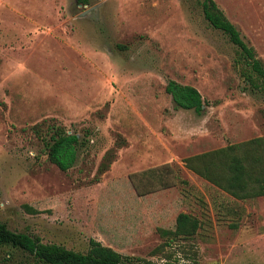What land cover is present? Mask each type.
I'll return each mask as SVG.
<instances>
[{"label": "rangeland", "instance_id": "rangeland-1", "mask_svg": "<svg viewBox=\"0 0 264 264\" xmlns=\"http://www.w3.org/2000/svg\"><path fill=\"white\" fill-rule=\"evenodd\" d=\"M201 2L0 0V222L157 264H264V196L238 199L185 162L264 136L257 74ZM216 2L264 61V0ZM170 80L195 86L205 111L177 107ZM51 122L89 139L67 171L34 131ZM180 212L198 233L154 251ZM8 250L0 264L33 260Z\"/></svg>", "mask_w": 264, "mask_h": 264}, {"label": "trees", "instance_id": "trees-1", "mask_svg": "<svg viewBox=\"0 0 264 264\" xmlns=\"http://www.w3.org/2000/svg\"><path fill=\"white\" fill-rule=\"evenodd\" d=\"M77 1L83 5L89 4V0ZM201 4L210 24L226 33L240 48L238 63H244L257 74V80H251L253 86L264 89V61L256 49L244 40L240 30L216 0H202ZM166 90L177 107L194 109L199 114L205 111L207 102L195 86L170 80ZM34 131L44 140L48 159L64 171L75 165L80 148L89 140L86 134L71 132L57 122L49 123L46 132L39 126L34 127ZM115 158L116 150H108L100 172L107 171ZM185 162L188 168L238 199L264 196V136L196 154L186 158ZM30 210L37 211L34 208ZM201 226L199 217L180 212L175 229H159L164 241L154 251L163 249L171 242L193 238ZM3 248L9 249L6 252L9 258L13 250L28 253L33 260L23 264H157L142 257L124 255L94 238L90 239L88 250L83 252L63 244L45 242L39 235L16 231L7 223L0 222V249Z\"/></svg>", "mask_w": 264, "mask_h": 264}]
</instances>
